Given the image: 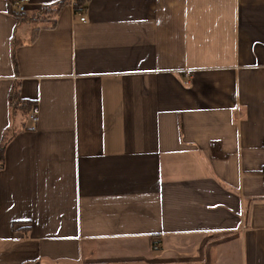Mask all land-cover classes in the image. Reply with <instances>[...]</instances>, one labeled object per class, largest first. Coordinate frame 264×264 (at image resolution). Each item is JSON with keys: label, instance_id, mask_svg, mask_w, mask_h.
Listing matches in <instances>:
<instances>
[{"label": "crops", "instance_id": "obj_1", "mask_svg": "<svg viewBox=\"0 0 264 264\" xmlns=\"http://www.w3.org/2000/svg\"><path fill=\"white\" fill-rule=\"evenodd\" d=\"M10 9L0 264H264V0L71 2L33 41Z\"/></svg>", "mask_w": 264, "mask_h": 264}, {"label": "trees", "instance_id": "obj_2", "mask_svg": "<svg viewBox=\"0 0 264 264\" xmlns=\"http://www.w3.org/2000/svg\"><path fill=\"white\" fill-rule=\"evenodd\" d=\"M13 1L9 0L10 3V13L15 17L16 21L20 23H28L31 38L30 41H33L38 35L39 31L43 28L54 27L57 21V16L62 10L63 6L67 3L73 2L75 10L81 11L83 10L87 2L89 0H59L57 2L46 4L42 6L37 12L33 15H26V13H17L13 9ZM13 63L16 65V56H15V47L13 48ZM11 101V115L15 116L18 111H21L25 114V119L28 118L29 113L32 109V102L30 100H26L20 97V93L18 92V88L15 86L14 90L11 91L10 94ZM26 123L22 124V129H26ZM13 128H9V130L0 138V169L4 167V153L7 143L10 141L13 135Z\"/></svg>", "mask_w": 264, "mask_h": 264}, {"label": "built area", "instance_id": "obj_3", "mask_svg": "<svg viewBox=\"0 0 264 264\" xmlns=\"http://www.w3.org/2000/svg\"><path fill=\"white\" fill-rule=\"evenodd\" d=\"M31 3V0H14L13 1V7L14 10L21 14V13H26L27 11V6ZM80 15V20L81 21H86V16L83 14H79ZM39 107L37 105L33 106L31 109V112L29 114V120L33 123L32 126H30L31 129H35L36 128V124L39 120ZM159 246V244L157 245Z\"/></svg>", "mask_w": 264, "mask_h": 264}]
</instances>
